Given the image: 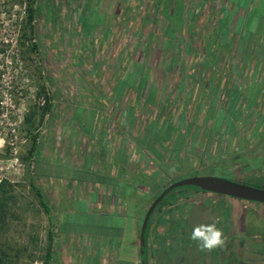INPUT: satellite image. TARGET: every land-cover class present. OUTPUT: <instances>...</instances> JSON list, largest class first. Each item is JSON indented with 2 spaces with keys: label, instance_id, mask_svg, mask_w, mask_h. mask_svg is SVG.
Returning <instances> with one entry per match:
<instances>
[{
  "label": "rangeland",
  "instance_id": "obj_1",
  "mask_svg": "<svg viewBox=\"0 0 264 264\" xmlns=\"http://www.w3.org/2000/svg\"><path fill=\"white\" fill-rule=\"evenodd\" d=\"M171 3L0 0V180L5 182L8 204L0 244L9 245L11 264H44L51 234L50 264H60L61 224L64 233L82 234L89 228L102 234L107 224L114 223L111 217L84 212L90 201L81 188L99 180L98 164L107 157L106 152L100 155V148L111 152L113 145L117 150L124 139L130 176H140L145 189L154 188L146 193L147 210L167 187L186 178L264 177V135L249 133L254 126H264V99L255 108L242 104L237 114H230L238 119V136L216 132L218 119L211 120L205 108L211 103L198 97L188 77L193 73L190 69L198 70L200 65L189 52L203 48L205 42L190 41L189 29L177 34L183 40L171 37L168 26L178 27L187 18V9L183 14ZM29 7L35 13L31 25ZM22 38L25 46L20 45ZM218 100L225 107L226 99H216L213 108L220 106ZM186 124L189 133L183 128ZM213 124V130L204 129ZM32 182L46 194L48 214ZM177 197L162 209L166 223L155 228L161 229L155 231V247L170 238L171 211L176 212L179 235L189 239L194 226L225 218V207L232 208L238 232L231 252L241 259L260 247L258 241L243 239L246 246L240 249L238 242L242 229L260 232L263 206L185 190ZM135 207L132 204L131 211ZM159 211L153 223L163 222ZM175 247L184 264L229 262L219 248L201 251L191 239L175 242ZM257 260L254 257L247 264H264Z\"/></svg>",
  "mask_w": 264,
  "mask_h": 264
},
{
  "label": "crops",
  "instance_id": "obj_2",
  "mask_svg": "<svg viewBox=\"0 0 264 264\" xmlns=\"http://www.w3.org/2000/svg\"><path fill=\"white\" fill-rule=\"evenodd\" d=\"M170 1V7L174 10H181L184 14L187 9L184 22L178 23V27L168 26L167 31L171 37L183 40L177 34L189 29L190 41L198 39L205 42L203 48H193L189 52L194 62L200 63L196 65L198 70L190 69L193 72L188 76L190 84L194 83L199 98L211 103V106L205 108L209 109L211 120L218 119L216 132L221 136H238L241 131L237 125L238 119L231 118L230 114H237L242 104L255 108L264 99V0ZM180 81L179 86L183 87L184 81ZM189 96L187 99H197L195 95ZM216 99H226L225 107L218 100L220 106L213 108ZM209 118L204 120L208 122ZM185 126L183 128L189 133L190 125ZM204 129L213 130L214 124ZM249 133L264 135L263 124L252 127ZM125 143L124 139L117 150L111 145V152L105 151L104 147L100 148V155L106 152L107 157L106 160L102 158L103 162L98 164L96 172L99 180L90 181L86 189L81 188L91 203L86 204L84 212L103 218L111 217L114 223L104 226L106 229L102 234H96L89 228L82 234L64 233L61 224L58 229L59 244L63 250L60 264H140V234L148 211L146 193H151L154 188L147 190L139 184L142 181L140 176L133 179L130 176L129 152ZM132 204L136 207L131 211ZM173 216L168 231L173 235L172 239L161 245L172 260L179 250L173 241L179 232L176 222L172 221ZM158 223L152 222L150 229L151 246L154 248H158L153 243L155 231L161 230H155ZM149 261L151 264H159L154 250H151Z\"/></svg>",
  "mask_w": 264,
  "mask_h": 264
},
{
  "label": "flooded vegetation",
  "instance_id": "obj_3",
  "mask_svg": "<svg viewBox=\"0 0 264 264\" xmlns=\"http://www.w3.org/2000/svg\"><path fill=\"white\" fill-rule=\"evenodd\" d=\"M259 166H260V164L257 166L256 170L260 171ZM217 177L224 178L226 180H229V181H232V182H236V183H240V184H243L245 186L253 187V188H256V189H264V177L256 176V177H251L252 179L243 180V181H239L236 178H234L233 176H230V177H233L234 180L229 179V178H225L222 175H219ZM189 193L213 194V193H205V192H189ZM216 195H218V194H216ZM220 196H223V195H220ZM234 199L235 200H239V201H235L237 203H245V204L252 205L248 201H244V200H240V199H236V198H234ZM251 203H256V205H260V206L264 207V204H261V203H257V202H251ZM170 204H172V202ZM162 209H163V207L159 211V213H160L159 218H162L163 222L162 223H158L159 227H164L165 226L164 223H166V221H165L166 212H163ZM224 210L226 211L225 218L224 217L221 218V220H219V223L217 224V227L220 228L223 231L224 236L226 237L225 246L223 248H221V249L219 248V250H218V252H220V255L224 256L226 258H229L228 264H247V262H249L254 257L258 259L257 261H260L261 263H264V225L261 224L260 232L257 231L255 233H253L252 230H250L249 228H246V230L242 229L241 231H239V233L240 232L242 233L241 234V238H240L242 241L240 240L238 242V244L240 246L239 247L240 249H245V246H246V244L243 241V239H251V240L253 239V240H255V242L258 241V243L260 244L259 248L256 247L255 249H252L249 252L248 255H245V257H242L243 259L242 258L240 259V256L238 254L235 255L234 253L231 252V245H230V244H233V243L236 242V237L238 236L237 235L238 232L235 231L234 212H233L232 208H230V207L229 208H226V207L222 208V211H224ZM172 214L174 215L173 216L174 217L173 221L177 222L176 212L174 213V212L171 211V215ZM247 225L248 224L245 221L244 222V226L247 227ZM177 227H178V229L180 231L179 225H177ZM183 235L184 234H182V235L180 234L179 235V232H177L175 234V237H173V239H174L173 241H175V242H178V241H180V242L189 241L190 237L188 239L187 237H184ZM168 236L170 238H168L165 241V244H166V242H170L171 241L173 235L171 236V234L168 232ZM150 237L151 236L149 235V251H150L149 255H151V250L152 251L154 250V255L156 256L157 260H159V263H160V261H163L164 262L163 264H175L178 261L180 263H183V264L185 263L186 260H185V258L182 257V253H180V250H178V253L175 255V258H173V260H172L170 258V256L167 254V250L166 249L161 248V246L158 247V248H154L153 246H151ZM177 238H178V241H177Z\"/></svg>",
  "mask_w": 264,
  "mask_h": 264
},
{
  "label": "water",
  "instance_id": "obj_4",
  "mask_svg": "<svg viewBox=\"0 0 264 264\" xmlns=\"http://www.w3.org/2000/svg\"><path fill=\"white\" fill-rule=\"evenodd\" d=\"M177 189L213 193L248 202L264 204V189H256L217 176H196L175 182L166 188L151 204L143 220L140 234V264L149 262V235L154 212L164 198Z\"/></svg>",
  "mask_w": 264,
  "mask_h": 264
},
{
  "label": "trees",
  "instance_id": "obj_5",
  "mask_svg": "<svg viewBox=\"0 0 264 264\" xmlns=\"http://www.w3.org/2000/svg\"><path fill=\"white\" fill-rule=\"evenodd\" d=\"M29 11H28V21L27 23L29 25H31L34 20H35V13L34 11L32 10L31 7L28 8ZM26 32H28L27 29H25ZM28 34H25L24 37L26 36V38L28 37L27 36ZM23 38L21 39L20 41V45L21 46H25V43H23ZM0 44H1V40H0ZM35 49L36 48V45H34ZM3 53L2 50H0V56L1 54ZM46 109L48 110L49 109V105H46ZM31 188L35 191V194L40 202V206L42 207V209L48 214L50 212L49 210V205H48V202H47V197H46V194L38 187H36L34 185V183L32 182L31 183ZM5 182L2 184H0V226L4 223L5 221V218H6V215H7V209H8V204H7V200L4 199L5 197ZM180 190H185L186 192H196V191H191V190H187V189H177V190H174L173 192H171L170 194H168L164 200L158 205V207L156 208L155 212L161 210L162 207L166 206V205H169L170 202L174 201V200H177L178 197L175 199L176 195H177V192L180 191ZM154 212V214H155ZM154 217V215H153ZM151 224H152V221H151ZM52 238H53V235L51 234L49 236V250L47 251L46 253V256H45V260H44V264H50V261L53 257L52 255V248H51V244H52ZM10 247L8 244H0V264H11L9 258H10Z\"/></svg>",
  "mask_w": 264,
  "mask_h": 264
},
{
  "label": "clouds",
  "instance_id": "obj_6",
  "mask_svg": "<svg viewBox=\"0 0 264 264\" xmlns=\"http://www.w3.org/2000/svg\"><path fill=\"white\" fill-rule=\"evenodd\" d=\"M219 218H213L211 223H201L193 227L190 239L197 242L201 251H212L225 246L226 237L217 227Z\"/></svg>",
  "mask_w": 264,
  "mask_h": 264
},
{
  "label": "built area",
  "instance_id": "obj_7",
  "mask_svg": "<svg viewBox=\"0 0 264 264\" xmlns=\"http://www.w3.org/2000/svg\"><path fill=\"white\" fill-rule=\"evenodd\" d=\"M2 54H3V53H2ZM2 54H1L0 58L2 57ZM0 67H1V66H0ZM41 104H42V105L45 104V101H44L43 99L41 100ZM1 183H2V181L0 180V184H1Z\"/></svg>",
  "mask_w": 264,
  "mask_h": 264
}]
</instances>
